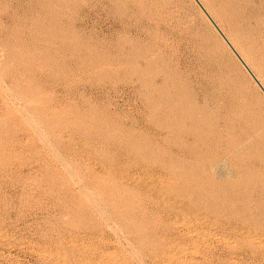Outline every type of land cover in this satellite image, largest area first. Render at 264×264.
Segmentation results:
<instances>
[{"label":"rangeland","instance_id":"rangeland-1","mask_svg":"<svg viewBox=\"0 0 264 264\" xmlns=\"http://www.w3.org/2000/svg\"><path fill=\"white\" fill-rule=\"evenodd\" d=\"M192 1L0 0V264H264V104Z\"/></svg>","mask_w":264,"mask_h":264},{"label":"bare ground","instance_id":"bare-ground-1","mask_svg":"<svg viewBox=\"0 0 264 264\" xmlns=\"http://www.w3.org/2000/svg\"><path fill=\"white\" fill-rule=\"evenodd\" d=\"M193 1H195V3H197L198 5V7H200V11H202V12H200V13H203L204 15H202V16H205V20H207L208 21V26L210 27V29H211V31H212V35H214V38L217 40V43H219L217 46L219 47V46H221L222 47V51H224V53H225V51L226 52H228V55H229V57L232 59V62L234 61L235 62V64H237V67H239L240 69L243 67L244 69H246L247 70V72H248V74L250 75V77H251V79L248 77V76H246V79L248 80V83L250 82L253 86H254V88H255V92H256V94H258V96L260 97V100H262L263 101V103L262 104H264V58L263 59H258V56L260 55V54H262V55H264V38L263 37H257L255 40L253 39V42H254V44L255 45H253L252 47H247L246 48V46H247V43H245L244 41V39L241 37V35H243V32L244 31H242L241 29H240V31L242 32V34L241 35H239V33H238V30H239V28L240 27H242V26H244L245 27V25L247 26H251L250 28H252V25L255 23L256 25L257 24H259V20H254L252 17H250V15L249 16H240V14L238 13V10H237V8H236V1L235 0H205V2H206V5L202 2V0H193ZM192 1V2H193ZM193 4H194V2H193ZM195 5V4H194ZM248 6V5H247ZM251 6V5H250ZM199 10V9H198ZM253 10V9H252ZM171 11V10H170ZM211 11L213 12V14H215V15H217L218 17H221V18H223L225 21L224 22H226L227 24H228V26H229V30H230V33H231V37L229 38L226 34H225V32L223 31V29L221 28V26L219 25V23H217V21L214 19V17L212 16V14H211ZM248 11V10H247ZM246 11V12H247ZM248 13V12H247ZM203 18V17H202ZM257 19V18H256ZM243 27V28H244ZM247 29V28H246ZM245 30V29H244ZM239 31V32H240ZM254 31V30H253ZM240 32V33H241ZM250 32H251V30H250ZM245 34V33H244ZM250 33H248V35H249ZM245 35H247V33L245 34ZM262 35V34H261ZM249 36H251V34L249 35ZM248 36V37H249ZM253 36V35H252ZM252 36H251V38H252ZM250 38V39H251ZM215 40V41H216ZM248 41V40H247ZM213 42V41H212ZM249 44V43H248ZM259 44V45H258ZM256 45L258 46L257 48H258V50L256 49ZM243 48H245L246 50L248 49V51H243ZM209 50V49H208ZM213 50V48H210V50L209 51H212ZM208 51V52H209ZM2 52V51H1ZM212 54H214V52L212 51ZM216 54H217V51H216ZM211 55V54H210ZM227 55V56H228ZM217 56H219L218 54H217ZM216 55L214 56V58L215 57H217ZM226 56V55H225ZM259 57H261V56H259ZM220 58V57H219ZM229 58V59H230ZM245 58H247V59H249V62L253 65V67H255V68H257V73H255V71L253 70V68L249 65V62H247V59H245ZM215 59H217V58H215ZM217 61V65L218 66H220L221 68H223V70H224V72H226V68H225V66H227L226 64H224L225 66H223L222 65V63L221 62H224V60L222 61L221 59H220V61H219V59H217L216 60ZM216 65V66H217ZM242 66V67H241ZM229 67V66H228ZM235 68H236V66H235ZM222 70V69H221ZM229 70H230V68H229ZM231 71V70H230ZM223 71H222V73H224ZM232 72V71H231ZM238 72V71H237ZM240 72V71H239ZM242 72V71H241ZM229 74H230V72H228ZM228 73L226 74V75H228ZM244 73V72H243ZM242 73V74H243ZM225 74V73H224ZM233 74V73H232ZM245 74V73H244ZM236 77L234 78V79H237L238 77H237V75L236 74H234ZM239 76H241V74L239 75ZM243 76V75H242ZM245 76V75H244ZM223 77H224V75H223ZM229 77V76H228ZM225 78L227 79V77L225 76ZM230 78V77H229ZM229 78L227 79L228 80V82L230 81L229 80ZM240 78V77H239ZM238 78V79H239ZM222 79H224V78H222ZM232 79V78H231ZM243 79V78H242ZM244 80V79H243ZM233 81V80H232ZM234 81H236V80H234ZM233 81V82H234ZM239 81V80H238ZM240 81H241V79H240ZM240 81H239V83H240ZM225 82V81H224ZM244 82H246L247 83V81L245 80ZM235 83V82H234ZM237 83V82H236ZM235 83V84H236ZM242 83V82H241ZM240 83V84H241ZM249 83V84H250ZM242 84H244V85H248V84H245V83H242ZM250 84V85H251ZM228 85V84H227ZM230 85V84H229ZM256 85V86H255ZM243 86V85H242ZM229 88V87H228ZM232 88H233V86H232ZM231 88V89H232ZM234 88H236V90L234 91V92H236L237 91V95H238V98H240V100H243V102L242 103H244V101H249V97H248V95L245 93L246 92V88L243 86L242 88H244L245 89V92H244V89H242L241 88V86H239V85H236V87H234ZM231 89H228L227 90V92H229V90L231 91ZM249 89H251V88H248V90ZM249 92V91H248ZM255 92H253V93H255ZM252 93V92H251ZM252 93V94H253ZM235 94V93H234ZM255 94V95H256ZM236 95V94H235ZM254 95V94H253ZM252 95V97H254ZM249 96H251V95H249ZM257 96V95H256ZM256 96L254 97L255 99H256ZM225 97V96H224ZM236 98H237V96H235ZM250 98V102H248V103H250L251 104V102L253 101L252 99H254V98ZM257 100H259L258 99V97H257ZM259 100V101H260ZM235 101H237L236 99H235ZM256 102V101H255ZM253 103L254 105H257L256 107H259L260 109L262 108V107H260V106H258V103L256 104V103ZM261 102V101H260ZM240 103V102H239ZM241 103V105H243ZM224 106V105H223ZM238 106V105H237ZM245 106V105H244ZM243 106V107H244ZM249 106V105H248ZM242 107V106H241ZM246 107V106H245ZM244 107V108H245ZM239 108V107H238ZM243 108V109H244ZM250 108V107H249ZM248 108V109H249ZM252 108H254V107H252ZM232 109V108H231ZM242 109V110H243ZM247 109V108H246ZM245 109V110H246ZM207 110V109H206ZM244 110V112H246ZM255 110V109H254ZM261 110H263L264 111V109H261ZM247 111H250V110H247ZM252 112V111H251ZM255 111H253L252 113H254ZM258 112H260V111H258ZM262 112V111H261ZM258 113V114H262V113ZM207 113V112H206ZM248 113V112H247ZM246 113V114H247ZM208 114V113H207ZM255 114V113H254ZM263 114H264V112H263ZM234 115V114H233ZM247 115H249V114H247ZM247 115H246V119L244 120V122L246 121L247 122ZM179 116V115H178ZM196 116V115H195ZM230 116V115H229ZM243 116H245V114L243 115ZM250 116V115H249ZM251 116L253 117V114H251ZM260 116V115H259ZM193 117H194V114H193ZM197 117V116H196ZM205 117H207V116H205ZM204 117V118H205ZM211 117H213V116H211ZM211 117H209V118H211ZM255 117V116H254ZM257 117V118H256ZM256 119H258V116L256 115ZM195 118V117H194ZM226 118H227V116H226ZM230 118V117H229ZM249 118V117H248ZM254 118V120H256ZM261 118V117H260ZM200 119H201V117H200ZM206 119V118H205ZM217 119V118H216ZM250 119H253V118H251L250 117ZM198 120H199V117L195 120L194 119V122L195 121H197V123H198ZM209 120V119H208ZM208 120H207V123H208ZM213 120V119H212ZM224 120H226V119H224ZM229 120V119H228ZM232 120V119H231ZM231 120H230V122H231ZM253 120V121H254ZM264 120V119H263ZM206 122V121H205ZM214 122H216L215 120H213V123ZM227 122V121H226ZM249 123H250V120L248 121ZM247 122V125L249 124ZM252 122V121H251ZM255 122V121H254ZM258 122V121H257ZM212 123V122H211ZM198 124H201V123H198ZM209 125H210V123H208ZM207 124V125H208ZM214 124H216V123H214ZM213 124V125H214ZM253 123H251V125H252ZM256 124V123H255ZM254 124V125H255ZM264 124V123H263ZM227 125H229V124H227ZM246 125V126H247ZM251 125H249V126H251ZM258 125V124H257ZM261 125V124H260ZM202 126V125H201ZM203 126H204V124H203ZM253 127V126H252ZM255 127V126H254ZM258 128V127H257ZM203 129V128H202ZM235 128H233V130H234ZM260 130V129H259ZM231 131V130H230ZM233 132H235V131H233ZM256 132V131H255ZM258 132V131H257ZM259 132H262V131H259ZM258 132V133H259ZM205 133V132H204ZM219 133V132H218ZM256 134V133H255ZM261 134V133H260ZM263 134V133H262ZM204 135V134H203ZM218 135V134H217ZM239 135V134H238ZM211 136V135H210ZM231 136L233 137L234 135H232L231 134ZM239 137V136H238ZM236 141V140H235ZM239 141V140H238ZM240 142H241V140H240ZM248 142V141H247ZM246 142V144H249V143H247ZM242 143V142H241ZM239 145V144H238ZM242 145V144H241ZM241 145H239V146H241ZM243 146V145H242ZM245 146V145H244ZM256 146V145H255ZM234 147V146H233ZM237 147V146H236ZM217 148V147H216ZM242 148H245V147H242ZM250 148H252V147H250ZM238 149V148H237ZM250 150V149H249ZM252 150V149H251ZM256 150V149H255ZM261 151V150H260ZM221 152V151H220ZM244 152V151H243ZM251 152V151H250ZM254 151H252V153H253ZM240 153V152H239ZM249 152H247V153H245L244 152V154H248ZM251 154V153H250ZM249 154V155H250ZM254 154V153H253ZM252 155V154H251ZM260 155V154H259ZM242 156V155H241ZM254 156V155H253ZM260 157V156H259ZM254 158H258L257 156H254ZM224 161V160H223ZM225 162V161H224ZM220 164H221V162H220ZM217 166H218V164H217ZM245 172V171H244ZM246 173V172H245ZM244 173V174H245ZM249 176V175H248ZM228 180V179H227ZM254 184V183H253Z\"/></svg>","mask_w":264,"mask_h":264}]
</instances>
